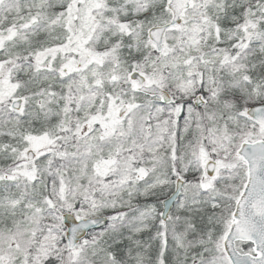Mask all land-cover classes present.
<instances>
[{"label": "snow or ice", "instance_id": "1", "mask_svg": "<svg viewBox=\"0 0 264 264\" xmlns=\"http://www.w3.org/2000/svg\"><path fill=\"white\" fill-rule=\"evenodd\" d=\"M0 264H264V0H0Z\"/></svg>", "mask_w": 264, "mask_h": 264}]
</instances>
